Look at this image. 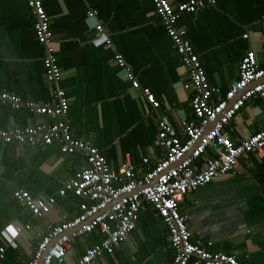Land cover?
<instances>
[{
    "label": "crops",
    "instance_id": "obj_1",
    "mask_svg": "<svg viewBox=\"0 0 264 264\" xmlns=\"http://www.w3.org/2000/svg\"><path fill=\"white\" fill-rule=\"evenodd\" d=\"M172 5L187 0H168ZM53 35L61 87L69 102L68 120L75 138L96 148L117 168L129 161L137 177L163 156L156 145L157 124L166 121L182 136L191 114L186 72L151 0H42ZM88 12L95 17H87ZM264 0H215L194 14H183L177 28L198 56L209 86L224 94L237 79L248 50L262 58L260 35ZM26 0H0V94L22 101L50 103L44 77L43 48L37 43ZM110 40L104 45L95 27ZM247 36V38H244ZM120 55L141 88H148L159 109L145 104L115 63ZM48 119L0 103V129L30 128ZM264 125V100L245 103L228 132L235 143ZM148 160L147 165L142 160ZM85 166L80 155L63 156L56 145L30 147L0 143V264H28L37 234L72 218L80 201L70 192L58 195ZM203 169V162L196 163ZM55 198L49 214L34 218L13 194ZM180 211L194 242L211 241L215 252L234 255L241 264H264V155L250 154L235 170L184 197ZM29 226V229H26ZM9 228L13 231H9ZM100 241L88 235L69 255L80 256ZM173 251L165 226L150 208L139 211L136 229L111 255L97 264H171Z\"/></svg>",
    "mask_w": 264,
    "mask_h": 264
},
{
    "label": "built area",
    "instance_id": "obj_2",
    "mask_svg": "<svg viewBox=\"0 0 264 264\" xmlns=\"http://www.w3.org/2000/svg\"><path fill=\"white\" fill-rule=\"evenodd\" d=\"M151 1L153 12L185 69V87L191 92V114L182 121L183 138L166 121L158 122L156 145L163 151L162 159L137 177L129 161L113 168L96 148L72 135L69 102L60 84L62 74L49 18L42 0H26L36 41L44 51L42 65L45 80L52 89V101L33 103L0 94L2 105L48 119L47 123L30 128L0 129V143L30 147L56 145L63 156L80 155L85 159V166L58 191L61 197L70 192L80 201L78 213L72 218L62 215L57 225L37 234L28 264H97L104 255H111L126 242L136 229L139 211L145 207L155 213L167 230L173 251L171 264H241L234 255L212 251L211 241L194 242L180 203L200 187L232 173L250 154L264 155V125L239 144L230 139L228 132L231 121L245 103L264 100V18L260 35L262 58L254 50H248L240 61L237 79L221 94L209 86L198 56L184 32L177 28L181 15L212 7L215 0H187L175 5L168 0ZM87 17H95V13L88 12ZM95 32L104 45H110L101 25L95 27ZM114 60L124 70L132 88L141 89L145 104L157 111L159 103L151 91L140 87L120 55L115 54ZM198 161L203 162V169H197ZM147 163L144 158L142 164ZM13 197L36 219L46 217L56 201L54 197L33 198L22 190L15 191ZM88 235L99 236L100 241L70 260L73 245Z\"/></svg>",
    "mask_w": 264,
    "mask_h": 264
},
{
    "label": "snow or ice",
    "instance_id": "obj_3",
    "mask_svg": "<svg viewBox=\"0 0 264 264\" xmlns=\"http://www.w3.org/2000/svg\"><path fill=\"white\" fill-rule=\"evenodd\" d=\"M9 231H13V229L9 228ZM13 234L15 235V232L13 231Z\"/></svg>",
    "mask_w": 264,
    "mask_h": 264
}]
</instances>
